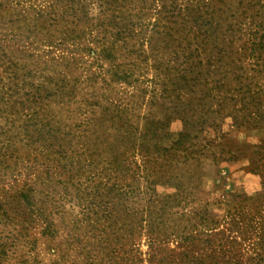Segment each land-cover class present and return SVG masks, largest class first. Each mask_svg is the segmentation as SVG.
Masks as SVG:
<instances>
[{
  "label": "trees",
  "instance_id": "1",
  "mask_svg": "<svg viewBox=\"0 0 264 264\" xmlns=\"http://www.w3.org/2000/svg\"><path fill=\"white\" fill-rule=\"evenodd\" d=\"M263 1L0 0V172L12 161L42 168L35 179L0 189V264L35 222L44 238H60L58 205L49 193L39 198L38 183L59 176L68 184L84 169L97 188L73 221L86 223L72 230L85 241L70 240L80 243L83 264H204L201 235L211 214L193 209L189 227L169 229V214L188 198L184 175L171 169L200 163L208 144L196 136L222 107L239 123L263 122L262 112L250 109L264 96ZM255 16L262 23L254 28ZM143 61L159 87L154 101L161 96L173 111L146 114L139 124L112 94L115 85L138 80ZM173 120L183 124L175 136ZM139 169L147 171L143 198L132 181H120ZM163 182L177 193L156 194ZM139 236L147 237V253Z\"/></svg>",
  "mask_w": 264,
  "mask_h": 264
},
{
  "label": "rangeland",
  "instance_id": "2",
  "mask_svg": "<svg viewBox=\"0 0 264 264\" xmlns=\"http://www.w3.org/2000/svg\"><path fill=\"white\" fill-rule=\"evenodd\" d=\"M261 5H264V1ZM257 7L259 4L251 11L252 16L258 12ZM260 19L261 17L255 16L252 27H258L262 23ZM133 58L136 60V55ZM137 61L139 63V58ZM143 62L137 72L138 80L131 86L115 85L112 94L113 99H121V104L128 108L132 120L139 124L143 123L146 114L163 118L173 111V108L167 111L168 102L161 96L159 101H154L152 95L158 98L159 87H156L152 79L154 71L147 66L146 61ZM261 102L260 105L250 107L252 111L257 110L263 114V122L258 126L239 123L229 110L222 107L220 111L215 102H207V105L212 104V109L219 110V113H214L210 118L213 124L196 136L195 141L198 144H208L207 150L203 151L204 156L200 163H179L176 168L171 169V173L176 176L184 175L188 198L186 202H182L179 209L172 210L173 216L169 214V220L173 222L169 229L189 227L192 223L190 221L193 220L188 214L193 209L200 211L205 207L211 214V221L204 225V233L201 235L203 244L200 251L203 253L204 264H264V96ZM238 108L239 104L235 105V109ZM245 113L247 111L242 110L241 116ZM169 128L175 136L182 131L183 124L179 120H173ZM5 138L2 140L6 141ZM195 141L193 140V143ZM134 161H139V164L142 162L140 156L139 160L135 157ZM85 164L86 162L82 161V165ZM8 165L9 168L0 172V189L3 185L10 188L11 183L22 184L42 174V168L36 171L27 169L26 161L20 162L18 166L13 161L8 162ZM146 173L147 171L139 169L136 178L130 176L128 180L120 178V181L124 182L123 185L132 181L139 187V194L143 198L141 193H146V182L140 176H146ZM87 176L88 173L84 169L68 184L64 182L65 179L60 180L59 176H55L54 182L49 185L38 183L39 198L43 199L49 193L50 203L58 205L57 222L64 233L60 238L49 240L40 234V224L35 222L26 232L29 236L23 238L22 243L14 248L8 264L84 263L80 243L74 242L72 248L70 240H74L72 235H78L83 241L86 238L84 235L80 236L78 231L72 230L77 226L86 229L85 222L75 226L73 221L81 217V203L85 204L90 200L91 191L97 188L96 182L87 179ZM58 180L61 181L60 184L56 183ZM65 184L67 186H64ZM155 189L159 195L177 193L172 182L159 183ZM182 212L186 214L181 216ZM11 227L6 230H11ZM139 242L141 251L147 253V237L139 236ZM30 244H33V247H30ZM52 247L56 248L55 254L51 253ZM169 247H176V242L170 241ZM142 258H147V254ZM136 259H139V254Z\"/></svg>",
  "mask_w": 264,
  "mask_h": 264
}]
</instances>
